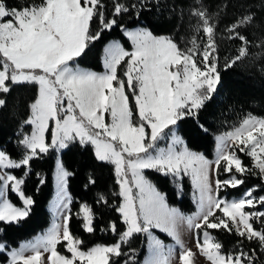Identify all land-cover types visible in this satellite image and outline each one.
<instances>
[{
    "label": "snow or ice",
    "instance_id": "obj_1",
    "mask_svg": "<svg viewBox=\"0 0 264 264\" xmlns=\"http://www.w3.org/2000/svg\"><path fill=\"white\" fill-rule=\"evenodd\" d=\"M148 3L113 0L109 13L103 0H32L22 7L0 0V95L17 85L38 86L24 121L32 131L22 133L17 142L23 155L16 161L0 150V222L18 224L34 203L21 188L24 180L7 170L29 166L41 154L78 143L91 146L97 161L113 166L119 188L113 193L119 199L113 210L124 226L120 231L112 221L109 229L102 230H110L119 240L83 250V240L71 231V199L66 191L70 173L60 165L56 209L63 212L62 223L53 224L43 236L20 248L9 250L0 242V255L7 257V264H121V258L123 264H138L136 250L128 247L125 251L138 234H146L148 240L150 255L144 264H172V249L153 236V229L172 237L180 248L179 264H189L194 254L180 241L177 227L181 223L196 230V247L210 264H262L264 195L257 192H264V118L249 115L239 127L217 136L215 160L190 150L178 134L179 124L187 117H198L214 98L221 80L215 25L206 11L195 10L193 15L200 18L206 40L201 44L194 37L191 47L181 48L172 38L155 36L143 27L129 30L118 23L117 17L131 14L138 5L142 11ZM254 19L249 12L225 29L228 39L241 41L238 54L225 60V69L248 55L250 42L239 29ZM94 21H98L95 32L91 29ZM117 27L132 42V50L113 43L105 48L103 73L81 68L78 58L105 31ZM4 106L6 99L0 98V108ZM49 130L50 142L46 138ZM162 141H167L166 147L160 146ZM241 154L253 161L252 166L243 163ZM145 170L170 177L178 186L188 177L197 213L184 216L170 207ZM221 170L229 178L221 180ZM248 177L261 183L238 199L220 196L222 190L237 188ZM90 182L95 180L90 178ZM8 189L18 195L22 207L10 202ZM98 202L109 203L102 194ZM77 216L82 218L84 231H96L89 206L82 205ZM209 230L236 235V249L225 252ZM60 246L66 254L60 252Z\"/></svg>",
    "mask_w": 264,
    "mask_h": 264
},
{
    "label": "trees",
    "instance_id": "obj_2",
    "mask_svg": "<svg viewBox=\"0 0 264 264\" xmlns=\"http://www.w3.org/2000/svg\"><path fill=\"white\" fill-rule=\"evenodd\" d=\"M32 0H8L9 6L22 7ZM39 3V0H35ZM109 13L113 10V0H103ZM121 3L130 4L135 0H120ZM202 9L210 17V23L215 25V40L218 49L217 57L221 74L220 84L214 98L202 108L198 117H187L179 124V135L186 142L187 147L203 154L211 159L214 153V137L226 132L229 127L236 125L242 118L252 115L264 118V0H149L148 5L141 11L139 5L136 11L117 17L118 23L132 27H143L155 36H165L174 39L181 48L191 47L193 38L202 43L206 40L202 32L203 24L199 17L193 15L195 10ZM249 12L254 14V22L239 31L245 35L250 42L248 55L237 61L233 67L225 69L226 59L238 54L241 41L228 39L225 29L239 19L241 15ZM138 13V16H137ZM199 26L200 31H197ZM92 31L98 30V21L91 25ZM110 40H118L125 50L130 49L127 39L123 36L121 28L105 31L100 40L89 46L85 55L78 58L77 63L81 67L101 72V55L104 46ZM123 68H119L120 71ZM38 93L35 85H17L10 93L0 95L6 99V106L0 108V149L13 160L19 161L23 155L18 146V140L22 139V133L30 134L31 126H25L24 121L30 114V104ZM133 103V102H132ZM134 106V104H133ZM203 129H207L204 131ZM46 138L51 141V130L47 132ZM56 152L50 150L47 154L33 158L29 166L19 169H10L9 172L17 178L23 179L21 185L23 192L30 196L34 203L30 208L29 215L17 223L0 222V242H4L10 248H17L21 242L30 240L50 224V215L47 209L52 196V173L54 170ZM243 163L252 166V160L241 154ZM64 169L70 173L67 178V190L71 199V231L82 239L83 250L96 245H111L119 240V236L113 234L109 229L112 221L120 228L124 226L119 214L113 210L115 204L119 203L118 197L113 195L119 188L115 183L113 166L99 162L95 159L91 146L83 147L80 144H72L60 155ZM147 178L153 181L157 189L165 195L169 206L178 207L185 214H191L194 206L189 198L188 187L178 197L169 177L155 173L146 172ZM90 178L95 183L90 182ZM222 180V176L219 177ZM43 180V183H41ZM261 183L255 177H248L246 182L228 190V197H239L247 189ZM101 194L109 201L108 205L98 202ZM264 195V192H257ZM7 198L14 206L21 207V201L10 189ZM87 205L94 215L96 231L87 233L82 229V218L77 216L81 206ZM214 239L223 244L225 252L236 249L238 237L224 230H210ZM144 235H136L125 246L136 250V259L140 263L145 252ZM245 245L248 242L245 241ZM63 254V249L59 247ZM259 260L264 264V256ZM123 258H121V263ZM7 257L0 255V264H6Z\"/></svg>",
    "mask_w": 264,
    "mask_h": 264
},
{
    "label": "rangeland",
    "instance_id": "obj_3",
    "mask_svg": "<svg viewBox=\"0 0 264 264\" xmlns=\"http://www.w3.org/2000/svg\"><path fill=\"white\" fill-rule=\"evenodd\" d=\"M137 28H140L139 26H136V27H132V28H128L129 30H135ZM123 33V32H122ZM123 36L127 39L129 45H130V49L127 50V51H131L132 50V42L123 34ZM198 42H200L202 44V42L200 40H198ZM113 43H119L121 46L122 44L120 43V41L118 40H110L103 48L102 50V55H101V63H102V71L101 72H97V73H103L105 71V67H104V56H105V48L108 47L109 45L113 44ZM123 47V46H122ZM124 48V47H123ZM78 64V63H77ZM80 66V65H79ZM81 67V66H80ZM85 70H88V71H93V70H90V69H87V68H84V67H81ZM96 72V71H95ZM123 72H124V66L123 68L121 69L120 73H121V77H123ZM38 87V86H37ZM133 104H134V101H133ZM248 116L242 118L240 121H238L236 123V125H232L231 127H229V129L227 131H230L232 130L234 127H239L242 123V121L247 118ZM259 118V117H257ZM263 118V117H262ZM179 134V132H178ZM223 134L220 133L218 135H216L214 137V143H215V146H214V153L212 154L213 157L209 160H215L216 158V155H217V141H216V137ZM160 146L161 147H166L167 146V141H162L160 142ZM65 150V149H64ZM64 150H61V151H56V159H55V165H54V170H53V173L51 174L52 175V196H51V199L49 201V214H50V224L48 225V227L46 229H44L43 231L39 232L35 237L31 238L30 240H27V241H24L21 242L19 244V246L17 248H20L21 245H25V244H28L30 242H34L36 241L38 238H40L41 236H43L45 233L48 232V230L53 226V224H56V223H62V215H63V212L56 209V203H57V196H58V188H57V173H58V167L60 165H62V162L60 160V155L61 153L64 151ZM201 154V153H199ZM253 162V161H252ZM63 166V165H62ZM64 168V167H63ZM8 171V170H7ZM148 171H151V170H145V175H146V172ZM9 172V171H8ZM147 176V175H146ZM220 176H222V180L223 179H227L229 178V174H226L224 173L222 170L220 172ZM68 178V177H67ZM170 178V177H169ZM150 180V179H149ZM171 182H172V185L173 187L175 188L177 194H178V197H180L183 193V191L185 190L186 187H188V194H189V198L192 202V205L194 206V211L193 213L191 214H185L183 211H181L178 207H175L177 208L184 216H193L197 213V210H198V205L197 203L195 202V198H194V189L191 185V181L188 177H184L183 180H182V183H181V186H178L176 184L175 181H173L171 178H170ZM152 183L155 185V183L152 181ZM156 186V185H155ZM66 187H67V184H66ZM231 189V187L227 188L226 190H222L220 193L224 192V193H228V190ZM66 191H67V194H68V197H69V193H68V190L66 188ZM15 194V193H14ZM17 195V194H15ZM18 196V195H17ZM242 196V195H241ZM241 196L239 197H228L225 195H223L222 197H226L227 199L229 200H232V199H238L240 198ZM70 198V197H69ZM170 207H174V206H170ZM6 223V222H5ZM153 232V236H155L157 239L161 240L165 246L166 249H172V252H173V255H172V264H179V260H178V255H179V251H180V248L179 246L176 244L175 240H173L172 237L168 236L166 233L164 232H161L160 230L158 229H153L152 230ZM177 232H178V236L180 238V241L181 243L183 244L184 248L186 249H191L192 252H193V256L189 258V264H210V262L207 260L206 257L202 256L200 254V251L199 249H197L196 247V241H197V234H196V230L194 229H189L187 227L186 224L184 223H181L178 225L177 227ZM210 232V230H209ZM210 235L213 237L212 233L210 232ZM144 237H145V245H144V248H145V252L140 263L139 264H144L145 260L149 257L150 255V252H149V245H148V240H147V236L146 234H144ZM214 238V237H213ZM200 240L202 242L203 240V234L201 233L200 234ZM127 246V245H126ZM62 247V246H61ZM62 249L64 250L63 251V254H66V251L65 249L62 247ZM11 250V248H10ZM26 255H30L31 253L30 252H26L25 253ZM7 264V263H6ZM123 264V262L121 263Z\"/></svg>",
    "mask_w": 264,
    "mask_h": 264
},
{
    "label": "crops",
    "instance_id": "obj_4",
    "mask_svg": "<svg viewBox=\"0 0 264 264\" xmlns=\"http://www.w3.org/2000/svg\"><path fill=\"white\" fill-rule=\"evenodd\" d=\"M52 127H54V122L52 123ZM32 129V128H31ZM32 131V130H31ZM31 133V132H30ZM46 135H47V133H46ZM1 150V149H0ZM10 169H8V171H9ZM7 192H8V190H6V196H7ZM21 204H22V201H21ZM23 206V205H22ZM21 206V207H22ZM48 207H49V203H48V206H47V209H48ZM48 211H49V209H48ZM50 215V214H49Z\"/></svg>",
    "mask_w": 264,
    "mask_h": 264
}]
</instances>
